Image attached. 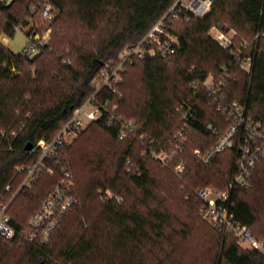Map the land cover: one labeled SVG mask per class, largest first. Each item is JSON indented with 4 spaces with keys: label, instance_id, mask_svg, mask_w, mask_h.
<instances>
[{
    "label": "trees",
    "instance_id": "obj_1",
    "mask_svg": "<svg viewBox=\"0 0 264 264\" xmlns=\"http://www.w3.org/2000/svg\"><path fill=\"white\" fill-rule=\"evenodd\" d=\"M176 1L0 0V33L8 36L17 25L40 30L36 16L46 3L54 12L50 39L37 57L14 53L0 40V210L15 195L8 212L18 229L26 228L63 167L71 168L79 199L48 243L0 235V264H264L260 252L242 248L234 234H224L200 213L192 190L225 189L234 154L219 153L209 164L195 156L197 148L210 149L231 122L201 87L195 97L191 85L211 73L230 76L225 102L238 100L264 127V0H213L203 17L170 15L169 26L181 41L175 56L136 59L118 91H104L137 120L136 134L120 139L106 116L93 120L62 159L51 163L53 173L43 172L21 187L25 175L16 167L30 160L26 145L54 136L87 100L101 68L117 63L125 46L138 42ZM30 15L33 24L27 22ZM214 25L234 28L248 42L244 52L254 55L251 71L211 36ZM188 97L196 98L188 140L169 165H162L143 153L140 136L173 140L182 125L178 107ZM180 160L187 164L182 174L176 169ZM107 189L122 201L103 198L100 192ZM232 197L236 217L255 237L264 235V157L251 185L235 188Z\"/></svg>",
    "mask_w": 264,
    "mask_h": 264
},
{
    "label": "built area",
    "instance_id": "obj_2",
    "mask_svg": "<svg viewBox=\"0 0 264 264\" xmlns=\"http://www.w3.org/2000/svg\"><path fill=\"white\" fill-rule=\"evenodd\" d=\"M213 0H177L170 9L162 15L136 43L129 44L121 51L117 63H107L98 72L92 82V90L87 100L76 107L72 114L60 123L56 134L49 138H41L28 150L30 160L16 167L17 171L25 175L22 186H31L43 172H54L51 163L62 159L64 149L76 140L83 130L93 120L106 116L109 125L117 127L120 139H125L136 134L137 120L124 115L118 103L104 94L106 89L117 92L118 84L123 81V74L129 64L136 59L160 56L172 59L178 52L180 37L175 34L168 23V17H178L180 12L196 17L205 16L212 8ZM36 8L33 9V13ZM54 12L51 4L44 5L42 17L51 20ZM28 24H33L34 16L27 19ZM15 30H22L28 43L22 54L26 57H37L43 46L47 45L46 38L39 30L27 32V28L17 25ZM50 31V29H49ZM211 36L226 50L240 61V66L246 71H251L254 55L245 54L244 49L248 42L244 40L238 44L234 36L223 30L219 25H214L210 30ZM8 35L2 38L5 40ZM230 76H216L211 73L203 79H194L191 82L195 97L200 87L217 104L218 109L227 113L230 125L223 133H218V139L208 150L195 149V156L205 164L213 161L219 153L232 151L234 154V172L228 181L227 187L221 189L217 186H205L193 189V193L201 202L200 213L203 217L216 225L225 233H232L237 237L238 243L244 249L260 252L264 256V239H258L251 231L250 226L236 217V201L232 197L235 188H247L251 185L252 176L259 161L264 157V127L261 121H255L246 115L245 106L238 100L226 103L224 89ZM104 95V96H103ZM196 99V98H195ZM195 99L186 98L178 107L182 117V125L173 132V140L156 142L154 139L143 138L144 154H148L162 165H169L183 150L188 140L187 131L195 119ZM179 173H185L187 164L180 160L176 163ZM62 177L56 187L48 194L40 209L29 219L26 228L18 229L12 222L8 212L14 196L2 205L0 210V235L6 240L23 237L30 241L42 244L50 241L52 233L60 225L67 211L79 199L75 193V182L70 167H63ZM103 198L110 199L117 196L110 189L100 192Z\"/></svg>",
    "mask_w": 264,
    "mask_h": 264
},
{
    "label": "rangeland",
    "instance_id": "obj_3",
    "mask_svg": "<svg viewBox=\"0 0 264 264\" xmlns=\"http://www.w3.org/2000/svg\"><path fill=\"white\" fill-rule=\"evenodd\" d=\"M36 18H37V25L39 26V29H40L39 32L41 33V35H43L46 38L49 36V39H50L51 31H52V29L49 27L50 21L49 20H45V18L42 17V13H40V12L37 13ZM224 26H225V28H228L227 24H225ZM49 29H50V31H49ZM227 30H228L227 32L230 35L234 36V38H235V40H236V42L238 44H240V43H242L244 41L243 37H239L237 30H235L234 28H230L229 27V29H227ZM4 35H5V32L1 31V33H0V40L1 41H2V38H3ZM49 39H48V41H49ZM3 43L12 52L20 53V52L23 51L24 47L28 43V38H27L26 34L22 30H16L15 34L13 36H8L5 40H3ZM66 157H67V154H66ZM223 233L224 234H229V233H225V232H223ZM260 236L261 237H259L258 239H264V235H260Z\"/></svg>",
    "mask_w": 264,
    "mask_h": 264
},
{
    "label": "water",
    "instance_id": "obj_4",
    "mask_svg": "<svg viewBox=\"0 0 264 264\" xmlns=\"http://www.w3.org/2000/svg\"><path fill=\"white\" fill-rule=\"evenodd\" d=\"M9 2L11 1V0H8ZM33 147V143H31V142H29L27 145H26V150H30L31 148Z\"/></svg>",
    "mask_w": 264,
    "mask_h": 264
}]
</instances>
